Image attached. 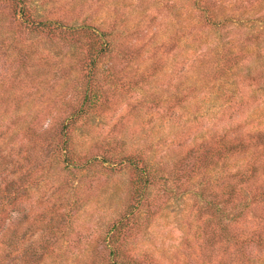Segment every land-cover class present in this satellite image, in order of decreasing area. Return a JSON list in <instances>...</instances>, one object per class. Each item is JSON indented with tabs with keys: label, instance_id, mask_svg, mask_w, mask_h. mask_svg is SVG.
Returning a JSON list of instances; mask_svg holds the SVG:
<instances>
[{
	"label": "trees",
	"instance_id": "16d2710c",
	"mask_svg": "<svg viewBox=\"0 0 264 264\" xmlns=\"http://www.w3.org/2000/svg\"><path fill=\"white\" fill-rule=\"evenodd\" d=\"M5 19L8 20L2 31ZM229 33L233 37L225 43ZM119 36L116 23L106 29L91 23L65 26L41 19L27 0H0V264H69L72 254L57 251L56 247L63 240V228L71 213L77 210L75 203L63 210L64 205L57 198L55 204L48 201L45 206L36 191L52 172L79 179L84 172L93 173L101 167L111 171L116 166L129 170L127 203L104 236L102 248L92 250L87 262L151 264L146 258L131 257L126 250L142 228L141 210L146 209L144 223L156 213L158 204L148 205L147 192L163 179L164 171L152 162L153 156L148 158L142 153L81 156L74 145L75 133L109 109L104 87L110 85L112 73L125 72L129 65L125 50L118 49ZM33 39L59 44L60 52L81 51L70 71L83 72L84 88L73 95L72 102H63L60 113L27 104L34 82L29 72L50 69L45 58L36 57L39 53ZM184 42L194 45L196 50L203 44L214 45L213 55L211 48L203 53L198 70L209 72L212 82L230 80L244 61L246 69L254 68L259 60H264V0H175V72L192 70V66L178 69L176 56ZM8 53L12 58L7 69L12 75L1 72L5 65L1 60ZM210 55L212 60H208ZM157 66L152 67V72H160ZM100 72L109 74L103 77ZM113 80L114 86L117 82L123 84L120 78ZM5 81L12 86L7 87ZM21 83L27 84L25 95L21 90L14 92ZM136 85L133 83V87ZM261 116L250 122L225 125L223 134L214 133L191 149L190 159L176 173V181L184 180L176 185L177 191L184 184L186 190L198 176L216 175L212 186L200 188L195 195L203 202L199 215L209 218L203 250L221 243L228 255L225 264H264ZM206 258L209 263L211 256Z\"/></svg>",
	"mask_w": 264,
	"mask_h": 264
},
{
	"label": "rangeland",
	"instance_id": "374dc122",
	"mask_svg": "<svg viewBox=\"0 0 264 264\" xmlns=\"http://www.w3.org/2000/svg\"><path fill=\"white\" fill-rule=\"evenodd\" d=\"M27 1L41 19L65 26L91 23L106 29L116 23L118 49L125 50L129 65L125 72H114L112 77L120 78L123 84L112 85V78L110 85L104 87L109 109L75 133L74 145L81 156H153L152 162L164 171L163 179L147 192L148 205L158 204L156 213L144 223L146 209L141 210L142 228L128 243L126 252L134 258H146L151 264H225L228 255L221 243L203 250L209 218L199 215L203 202L195 195L200 188L212 186L216 175L198 176L186 190L184 184L177 191L176 185L184 180L176 181V173L190 159L191 149L214 133L223 134L225 125L250 122L257 115L264 118V60L250 70L244 61L230 80L216 83L211 81L209 72H198L203 53L211 48L213 55L214 45L203 44L196 50L184 42L176 56L178 69L192 66V70L175 72V0ZM7 20L1 23L2 31ZM244 30L237 32L241 35ZM226 36L225 43L233 33ZM33 43L39 53L36 57L45 58L50 69L29 72L34 82L27 104L60 113L63 102H72L73 95L84 88L83 72L70 71L81 51L60 52L59 44L40 39H33ZM11 58L8 53L1 60L5 64L1 72L6 75L13 74L7 69ZM155 65L160 72H152ZM134 68L137 72H128ZM100 73L103 77L109 74ZM5 78L10 80L9 76ZM5 85L11 87L12 83L5 81ZM26 85L19 84L14 92L21 90L25 95ZM83 175L73 179L67 173L59 176L52 172L36 191L45 206L48 201L55 204L57 198L64 205L63 210L75 203L77 210L71 213L63 228V240L56 247L57 251L72 254L69 264H88V256L92 250L102 248L104 236L123 213L128 198V168L116 166L109 171L101 167Z\"/></svg>",
	"mask_w": 264,
	"mask_h": 264
}]
</instances>
